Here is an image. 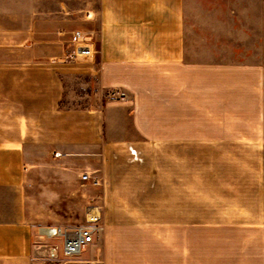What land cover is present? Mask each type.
Wrapping results in <instances>:
<instances>
[{
	"label": "crops",
	"instance_id": "crops-1",
	"mask_svg": "<svg viewBox=\"0 0 264 264\" xmlns=\"http://www.w3.org/2000/svg\"><path fill=\"white\" fill-rule=\"evenodd\" d=\"M83 167L107 184L81 260L198 264L201 237L264 264V0H0V264H45Z\"/></svg>",
	"mask_w": 264,
	"mask_h": 264
},
{
	"label": "built area",
	"instance_id": "built-area-1",
	"mask_svg": "<svg viewBox=\"0 0 264 264\" xmlns=\"http://www.w3.org/2000/svg\"><path fill=\"white\" fill-rule=\"evenodd\" d=\"M93 55L90 41L84 31L76 30L71 37V46L66 54V60L71 62L83 61ZM108 97L114 101H127L128 96L124 91L113 89ZM59 154H56L58 156ZM90 173L82 175V181H92ZM94 185L101 184L100 179L93 181ZM99 207H92L87 213V222L82 226H45L39 228L38 235L41 238L61 241L59 249L50 248L49 256L52 264H96L92 261L81 260V255L94 244L100 236L103 227L101 226V213ZM96 210L98 213H93Z\"/></svg>",
	"mask_w": 264,
	"mask_h": 264
},
{
	"label": "rangeland",
	"instance_id": "rangeland-1",
	"mask_svg": "<svg viewBox=\"0 0 264 264\" xmlns=\"http://www.w3.org/2000/svg\"><path fill=\"white\" fill-rule=\"evenodd\" d=\"M71 46V41L69 44V49ZM68 49V51H69ZM67 51V52H68ZM66 52V54H67ZM66 54H65V59H66ZM58 154V153H56ZM55 154V155H56ZM34 169H38L39 166H34ZM40 169V168H39ZM80 180L82 181V175L85 173H90L92 177V181L90 182H84L82 181L81 188L79 192L76 195H72L70 198V207L71 210L66 212V211H56V212H48L49 215L54 216L57 221V225H63L64 227H75V226H82L85 225L87 222V213L92 207H101L102 211L105 208V196L103 195V191L106 187L107 181L104 179V176H102V171L100 169H93V168H80L77 170ZM100 179L101 184L99 186L94 185L93 181ZM149 198H152L151 196H144L140 197L141 200H148ZM87 207V212L85 213V208ZM120 217L122 216H140L144 218H147L149 214H152L151 216H156L154 218H157L158 215L161 213L154 212H127V213H116ZM207 232H200V236L206 235ZM99 239V237H98ZM38 246L40 250V260L44 262L45 264H52L50 261L49 256V251L50 248L59 247L61 246V241H56V240H51L48 238H41L39 236L38 238ZM212 250H217L216 245L213 244H207L206 241L202 240L200 237V243L198 244V252H199V260L198 264H218L219 261L214 260V259H207V252L212 251ZM100 264V263H99Z\"/></svg>",
	"mask_w": 264,
	"mask_h": 264
},
{
	"label": "bare ground",
	"instance_id": "bare-ground-1",
	"mask_svg": "<svg viewBox=\"0 0 264 264\" xmlns=\"http://www.w3.org/2000/svg\"><path fill=\"white\" fill-rule=\"evenodd\" d=\"M93 213H98L96 210H93Z\"/></svg>",
	"mask_w": 264,
	"mask_h": 264
}]
</instances>
